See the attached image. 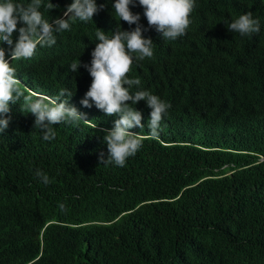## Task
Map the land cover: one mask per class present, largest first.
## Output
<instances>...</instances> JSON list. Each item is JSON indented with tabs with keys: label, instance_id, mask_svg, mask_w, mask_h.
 <instances>
[{
	"label": "trees",
	"instance_id": "trees-1",
	"mask_svg": "<svg viewBox=\"0 0 264 264\" xmlns=\"http://www.w3.org/2000/svg\"><path fill=\"white\" fill-rule=\"evenodd\" d=\"M51 2L53 11L40 9L49 22L72 0ZM115 2L96 0L105 7L93 21L76 20L54 33V46L13 63L26 94L56 99L68 89L91 122L54 125L46 141L34 115L10 106L0 134V264H264V0H195L186 35L174 41L149 28L136 0L154 55L134 62L128 76L141 85L131 92L171 107L152 137L151 110L133 105L144 129L131 131L144 139L124 167L100 160L118 117L85 108L90 74L69 70L79 59L90 65L97 28L135 29L117 21ZM249 11L260 32H229L227 22Z\"/></svg>",
	"mask_w": 264,
	"mask_h": 264
},
{
	"label": "clouds",
	"instance_id": "clouds-1",
	"mask_svg": "<svg viewBox=\"0 0 264 264\" xmlns=\"http://www.w3.org/2000/svg\"><path fill=\"white\" fill-rule=\"evenodd\" d=\"M138 5L144 10L143 16L149 28L155 29L164 40L174 41L186 35L195 0H138ZM42 6L50 12L57 7L51 0L46 5L43 0H31L27 5L15 3L14 0H0V134L5 133L11 123L10 106L19 104L20 111L35 116V129H39L43 139L48 141L56 138L54 125L91 121L70 103L71 99L66 98L73 97L68 89H61L56 99L36 93L26 94L13 63L32 58L38 46H54L57 43L54 33L70 31L71 24L76 20L93 21L94 15L105 6H98L96 0H72L63 17L50 22L40 11ZM135 6L136 0H116L113 5L118 17L116 20L130 26L136 25L135 29L125 31L118 27L115 31L106 33L97 28L95 36L98 43L91 52L90 65H82L79 59L69 66L73 73L83 66L91 77L90 88L80 103L85 108H91L94 104L105 115L118 117L111 129L104 130L103 141L107 145L108 158L105 161L101 153L100 160L101 164H115L119 167H124L127 159L138 152L144 139L142 133L131 131L137 127L144 129L142 113L133 105L145 101L151 110L147 127L152 137L158 136L163 115L171 107L150 91L140 89L131 92L134 86L139 89L141 85L139 78L128 76L134 62L154 55V42L150 37H144L147 29L140 24V14L131 10ZM226 26L229 32L240 36L260 32V22L250 11L227 22ZM17 31L19 36L14 40L13 34ZM4 44L8 47H3ZM36 176L45 184L49 182L48 176L39 169Z\"/></svg>",
	"mask_w": 264,
	"mask_h": 264
}]
</instances>
